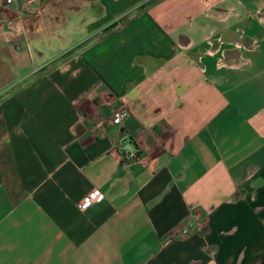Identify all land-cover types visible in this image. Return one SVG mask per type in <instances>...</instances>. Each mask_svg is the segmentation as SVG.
Instances as JSON below:
<instances>
[{
	"label": "crops",
	"instance_id": "1",
	"mask_svg": "<svg viewBox=\"0 0 264 264\" xmlns=\"http://www.w3.org/2000/svg\"><path fill=\"white\" fill-rule=\"evenodd\" d=\"M116 1L0 0V264H264V0Z\"/></svg>",
	"mask_w": 264,
	"mask_h": 264
},
{
	"label": "built area",
	"instance_id": "2",
	"mask_svg": "<svg viewBox=\"0 0 264 264\" xmlns=\"http://www.w3.org/2000/svg\"><path fill=\"white\" fill-rule=\"evenodd\" d=\"M20 0H1L2 4L4 5H12V4H16L18 3ZM129 112L126 108H120L119 110L116 111L114 117L112 118V123L114 125H122L123 122L125 121V119L128 117ZM123 150H125L126 152V156L128 158H136L137 156V151L135 150H130L126 145L123 146ZM104 198L102 193H95L91 194L89 196V198L82 200L79 203V207L81 209H86L88 208L91 204H93L94 202H99ZM87 205V206H86ZM188 234V230L184 229L181 231V237L185 238Z\"/></svg>",
	"mask_w": 264,
	"mask_h": 264
},
{
	"label": "rangeland",
	"instance_id": "3",
	"mask_svg": "<svg viewBox=\"0 0 264 264\" xmlns=\"http://www.w3.org/2000/svg\"><path fill=\"white\" fill-rule=\"evenodd\" d=\"M47 1H49V2H60V3L70 2V0H47ZM78 1L81 2V0H78ZM116 3H117L116 0H110V5H111V13H110L111 28H110V32L113 31L117 27V24H119V20L121 22L129 21V19L134 16L135 8L137 7V6H133L130 9H127L126 11L119 13V11H117V10H112L113 5L114 4L116 5ZM86 15H89V12H87V11L85 12L83 10L78 11L79 20L85 19ZM112 24H115V25H112Z\"/></svg>",
	"mask_w": 264,
	"mask_h": 264
},
{
	"label": "snow or ice",
	"instance_id": "4",
	"mask_svg": "<svg viewBox=\"0 0 264 264\" xmlns=\"http://www.w3.org/2000/svg\"><path fill=\"white\" fill-rule=\"evenodd\" d=\"M95 195V194H94ZM87 206V205H86Z\"/></svg>",
	"mask_w": 264,
	"mask_h": 264
}]
</instances>
